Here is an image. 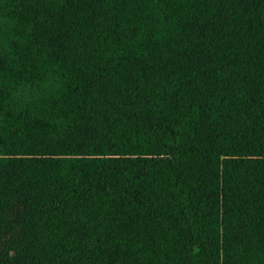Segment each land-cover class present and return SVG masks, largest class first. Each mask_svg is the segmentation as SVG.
I'll list each match as a JSON object with an SVG mask.
<instances>
[{"label": "trees", "instance_id": "16d2710c", "mask_svg": "<svg viewBox=\"0 0 264 264\" xmlns=\"http://www.w3.org/2000/svg\"><path fill=\"white\" fill-rule=\"evenodd\" d=\"M0 264H264V0H0Z\"/></svg>", "mask_w": 264, "mask_h": 264}]
</instances>
